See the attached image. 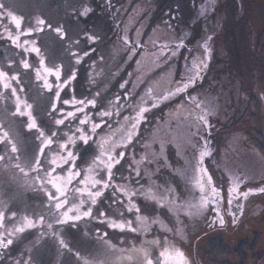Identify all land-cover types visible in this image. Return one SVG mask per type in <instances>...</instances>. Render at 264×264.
Segmentation results:
<instances>
[{"label": "snow or ice", "instance_id": "6c2138e0", "mask_svg": "<svg viewBox=\"0 0 264 264\" xmlns=\"http://www.w3.org/2000/svg\"><path fill=\"white\" fill-rule=\"evenodd\" d=\"M211 2L214 3V0ZM15 8V4L0 0V39L8 41L19 54L18 60L10 59L6 66H0V174L43 192L46 200L42 204V211L19 216L16 211L7 212L4 207H0V256L26 232L38 230V239L50 237L60 250L73 254L78 264H192L174 241L167 237L161 241L153 235V225L157 223L166 232L174 230L158 219L143 215L134 198L142 196L160 208L167 206L178 221L181 214L190 220L206 218L209 228L223 229L226 226L223 210L225 201L227 215L232 218V225L235 226L243 215V204L237 203L238 216L232 210L233 203L246 201L250 195L264 193V186L241 191L246 178L242 174L231 172L228 173V186L225 189L215 183L206 166V159L212 156V150L210 141L201 135V131L211 134L209 118L215 114V108L211 101L201 100L188 90L203 79V73L208 68L212 53L209 42L212 37L208 36L201 46L203 58L193 60L189 68L191 75L182 78L175 88L159 96H155L149 88L146 96L152 99L150 106L142 97L141 103L134 108V115L123 116L124 123L119 128L101 135L98 130L107 123L103 118L110 120L113 116L120 117L121 98L117 96L114 102L110 101V104L115 105V111H99L100 122H95L86 111L88 108H96L99 92L90 99L62 100L61 93L76 78V71L72 69L66 75L64 61L49 55L47 41L54 37L57 42L66 45L69 63L74 60L76 65L81 63L83 57L73 51V45H78L80 41H73L65 26L46 16L39 10V4L38 10L28 16L18 13ZM89 12L90 8L83 7L78 14L87 16ZM204 12L205 9L202 8L201 15ZM87 38L91 42L97 40L93 35ZM122 40L125 45L130 44L126 30ZM184 47V41L180 39L171 49V55L176 56L178 50ZM168 48L169 45H162L160 55H167L165 49ZM120 87L123 88L124 84ZM184 94H187V103L191 105L188 116L183 118L188 121L185 142L193 149L195 163L192 165L191 175H187V169L181 175L191 187L193 198L181 203L174 189L169 187L161 190L152 186L136 188L129 183H114V176L119 171L117 166L125 159L129 145L133 144L139 135L140 125L147 119L145 113L164 101ZM124 99L127 100L128 96ZM61 104L79 107H76L75 112L65 113ZM40 108H45L48 115L57 114L52 117L55 130L45 128L37 114V109ZM76 112L84 113L82 118H78V126L61 135L66 121L77 118ZM108 127L111 129L112 125L108 124ZM90 140L96 145L97 152L91 160L80 166L77 164L80 156L75 150L76 145L78 142L87 145ZM163 152L164 144L161 143L160 154L163 155ZM132 163L135 167H130V173L135 172V176L140 177V165L151 164L153 159L143 156L139 161L133 159ZM110 188L113 190L114 202L122 205L127 213H134L135 220L113 219L99 209L98 215H93V209ZM120 215L123 217L124 212ZM93 219L106 223L108 228L121 233L135 234L140 239L127 245L121 240L122 246L118 248L105 239L107 232L101 234L97 230L96 241L100 245L97 254H82L66 239L64 226L79 228L80 222ZM175 232L181 239L185 238L183 228ZM87 235L85 232V236ZM16 264H33L32 257L17 260Z\"/></svg>", "mask_w": 264, "mask_h": 264}, {"label": "rangeland", "instance_id": "374dc122", "mask_svg": "<svg viewBox=\"0 0 264 264\" xmlns=\"http://www.w3.org/2000/svg\"><path fill=\"white\" fill-rule=\"evenodd\" d=\"M18 1L12 0L18 6H24L21 0ZM80 1L83 2L28 0L32 6L28 8L35 12L39 4V10L48 17L52 16L49 18L53 21H67L68 36H71L70 32L77 35L75 38L80 43L75 47L80 52V45L87 44L89 35L97 37L95 42L89 41L97 47L91 48L85 58L83 53L80 54L83 58L79 65L74 60L72 64L69 63L66 45L55 39L51 41L53 57L57 55L56 58L64 60L68 74L72 69L76 71L77 82L85 75L82 69L85 62L98 57L97 60L101 59L98 67L102 65L105 73L99 76L97 69H94L91 83L108 85L115 78L121 84L129 82L131 87L128 88V94L130 97L136 94L140 101L142 97L147 98L149 88L155 96H159L175 88L182 78L191 75L189 68L193 60L203 58L201 46L208 36L212 37L209 42L212 53L208 68L203 73V79L188 90L201 100L211 101L215 108V114L209 118L211 134L201 131V135L210 141L212 150V156L206 159V166L215 183L225 189L229 172L242 174L246 178L241 191L264 186V0H214V3L211 0H100L105 8L99 11L101 17L98 21L91 20L88 14L82 23L75 20L82 7ZM202 8L205 9L203 15ZM111 13H115L113 22ZM80 24L84 27H80ZM118 25L122 26L120 32ZM87 30L89 35L82 37L81 34ZM125 30L129 45H125L122 40ZM180 39H183L185 47L172 56L171 49ZM143 44L145 47L138 48ZM165 44L169 45L165 49L167 55H160L161 46ZM101 90L104 94V88ZM147 102L150 106L152 99ZM64 108L69 111L68 107ZM43 111L47 113L45 108ZM190 111L187 94L151 108L145 113L147 128L142 131L140 141L144 142V147L139 153L148 151L149 155L155 154L152 157L161 158L162 162L165 159L175 163L170 172L160 170L155 173L152 168L146 169L147 173L152 172L157 176L155 183L150 180L154 176H148L147 184L153 187L158 184L161 190L165 187L174 189L181 203L192 199L194 195L181 175L185 169L187 175H191L195 163L193 149L185 142L188 121L183 118ZM82 117L83 114L74 123L79 124L78 118ZM152 120H155L153 126ZM161 143L164 144L163 156L160 154ZM167 167L171 166L166 164ZM148 202L150 208L146 206V209H157L152 201ZM237 203L243 204V215L233 226L232 218L227 215L225 201L223 210L226 226L223 229L209 228L206 218L190 220L181 214L178 221L177 216L167 211V208H161L159 212L163 224L174 230L166 236L187 253L192 252L195 246L200 264H264V193L250 195L246 201L234 202L233 211L239 216ZM180 228H183L184 239L175 232ZM157 229L154 228V231ZM159 230L165 231L162 228ZM218 238L222 239L220 244L224 245L212 253L209 245L215 244ZM243 240L248 242L240 248ZM96 247H100L99 243Z\"/></svg>", "mask_w": 264, "mask_h": 264}, {"label": "flooded vegetation", "instance_id": "af4514ba", "mask_svg": "<svg viewBox=\"0 0 264 264\" xmlns=\"http://www.w3.org/2000/svg\"><path fill=\"white\" fill-rule=\"evenodd\" d=\"M16 1L19 3L18 0ZM82 1L83 2L80 1L79 3L82 5V7L78 10V13L79 11L83 9V7L88 6L91 9V12H89V18L91 17V20L97 22L98 18L101 17V14H99V11L105 8L104 3H102L100 0H82ZM6 2L13 3L12 0L10 2L6 0ZM13 4L16 5L15 10L18 13L24 14L26 16L34 13V10L30 9L32 8V6H30V4L28 3V0H21V4H23L24 6H18L15 2ZM114 14L112 15L111 13L112 22L114 21ZM87 16H80L78 14L75 20L77 19L78 22L82 23V21H84V19L87 18ZM49 17H52V16L49 15ZM80 17L82 18L81 20H80ZM60 23H62L65 26V28H69V24L67 21L65 22L61 21ZM80 27H84V25L80 24ZM117 28L119 29V32H120V30L122 29V26L118 25ZM88 31L89 30L82 33L81 36L82 37L88 36L89 35ZM69 34L72 36L70 37L73 41L79 40L78 38L77 39L75 38L77 35L72 34V32H70ZM54 39L55 38L53 37L52 39H48L47 41L48 52H49V55L51 56H53V52H51V49H52L51 41H53ZM75 45L77 44L73 45V51H77L79 54H82V53L84 54L85 52L88 53V51L91 48L97 47L95 46V44H92L88 41L87 44L80 45L82 47L81 52H80V50L76 49ZM143 47H145L144 44L140 45L138 48H143ZM54 57H57V55ZM85 57L86 56H84V58ZM97 58L91 59L89 61L85 60L86 62L84 64V67L82 68L84 69L85 75L81 76L78 82L76 78L74 80H71V82L64 88L63 92L61 93V98L62 100L63 99L72 100L73 98L77 100L90 99V98L95 97L96 93L99 92L100 96L96 97L97 99L96 108L94 109L88 108L86 109V111L88 115L95 122H100L101 117H99L98 115L99 111L103 109H111L115 111L116 107L114 104H110V101L114 102L116 97L119 96L121 98L120 107H119V111L121 115L120 117L113 116L110 120L106 117L103 118L104 120L107 121V123L101 129L98 130V132L101 135H103L110 131H115L117 128H119L120 125L124 123L123 116L134 115L135 114L134 108L136 107V105L141 103V101L137 99L136 94L134 97H130V95L128 94L127 92L129 90L128 88L131 87V84L128 85L129 82L126 84L122 82V84H124L123 88L120 87L121 83H118L116 78L113 80V82H111V84H108V85L102 82L101 83L96 82V84H92L91 82H93V79L91 78V74L93 73L94 69H97V74L99 76L104 75L105 73V68L102 65L98 67V65L101 64L100 62L101 59L97 60ZM10 59L18 60L19 54L15 48L11 47L8 41L0 39V66H6L7 62ZM66 74H68L67 70H66ZM76 77H77V73H76ZM100 80L98 77V81ZM103 88L105 90L104 94H103V91L101 90ZM30 94L32 93L30 92ZM80 95H82V98H80ZM126 95L128 96L127 100L124 99ZM145 100L146 102L147 100L150 102V99L148 97ZM61 106L65 112H69V111L75 112L76 107H79V105L73 106L71 104L69 105L61 104L60 107ZM64 106L68 107L69 111H66ZM45 107H46V102H45ZM43 109L44 108L37 109L38 117L44 122L46 129L55 130L56 126H55V123L52 117L56 116L57 114L53 113L52 115H48L47 113H44ZM81 114L84 115V113L76 112V117H79ZM57 118L59 117L57 116ZM76 119L77 118H72L70 121L68 120L66 121V126H62L61 135H63V132L68 131L70 128L74 130L75 127L78 126V124L74 123ZM151 122L153 126L155 124V120H152ZM108 124L112 125L111 129L108 127ZM145 124L143 123L140 125L139 135L134 139L133 144L129 145L126 151L125 159L122 161L121 165L117 166V169L119 171L116 172V175L114 176V181H113L114 183H129L133 187H136V188H140V187L147 188L151 185L147 184L148 179L146 180V178L150 175L152 176L153 173L152 172L147 173L146 169L152 168L155 173H158L160 170H164L165 172H170L172 169V166L175 165V163H173L172 161L170 160L167 161V164L170 165L171 167H167L168 170H166L167 168H165L166 167L165 159H163V162H162L161 158L156 159L152 157L153 155H149L148 151L139 153L140 151H143V147H144L143 146L144 142H140V141L142 140V137H143L142 131L143 130L146 131L147 121ZM154 131H156V129ZM140 145L142 146L140 147ZM75 150L79 153V156H80V159L77 160V164L80 166H83L84 162L91 160V158L96 154L97 147L90 140L87 145H84L83 143L78 142ZM170 154L171 153L167 154L166 157H168ZM143 156H147L150 159H153V163L141 164L140 171L142 175L140 177H136L135 172L130 173L129 169L130 167H133V168L135 167V165L132 163L133 159L139 161L140 158ZM115 171L116 170H114V172ZM153 176L154 177L152 179L150 178L149 179L155 183L157 182L156 181L157 176L156 175H153ZM122 177H127L129 179L123 180ZM171 177H172V172L170 173V178ZM156 185L157 186H155L154 188L161 187L158 184ZM114 199L115 198L113 196V190L110 188L105 192L104 197L101 198V202H99L96 205V207L93 209V215L97 216L98 215L97 209H99V211L106 212L107 215L113 219L123 218V219L135 220V214L127 213L125 208L122 205L114 202ZM134 199L136 200L137 204L141 208V212L143 215H147L149 216V218H154V219H158L159 221H162V218L160 217V212H159L161 208L157 204L152 202V204L155 207H157V209L153 211V209L151 208L152 210L151 211L148 208L146 209V206H149L150 202L145 200L142 196L136 197ZM45 200H46V197L44 196L43 192L35 190L31 187H26L20 183H17L16 181L11 180L10 178L4 176L3 174H0V207H4L7 212L16 211L18 216L23 215L25 213L31 214L33 211L40 212L43 210L42 204ZM164 208L165 209L167 208V211H169L167 206ZM234 208H235V205L232 206V210ZM121 212H124L123 217H121L120 215ZM163 216H166V214ZM169 218H172V217H169ZM157 225L158 227H156ZM154 228L161 229L160 224L157 223L153 225V235L159 237L161 241H163V239L167 237L166 235H169L168 232H165L163 230L157 229L158 231H154ZM97 230H99L101 234L104 232H107L108 236L105 237V239L110 240V242L116 245V247L118 248L122 246L121 240H124L125 242H127L125 243V245H127L128 243H131L133 240L138 241L140 239L139 237H136L135 234L121 233L118 230H113L111 228H108L106 223H100L99 220H96V219H93L89 222H84V221L80 222L79 228H72L69 226H64V234H65L66 239L72 243L75 249L80 250L81 253L85 255H88V254L96 255L97 254V251L99 249L98 247H96L98 243L96 241ZM85 232L88 233L87 236H85ZM178 242L180 244V241ZM177 246L183 250L181 246L179 245ZM192 248H193L192 252L190 251L189 253H187L186 250H183V251L185 252L186 256H188L192 264H200L199 262L200 260L196 258V254L198 250L195 249V246H193ZM29 256L32 257L33 264H78L73 254L60 250L58 245L53 244L50 237L44 238V239H38V230L26 232L23 235V237L16 240L9 249L4 250L3 255L0 256V264H16L17 260H26L28 259Z\"/></svg>", "mask_w": 264, "mask_h": 264}, {"label": "trees", "instance_id": "16d2710c", "mask_svg": "<svg viewBox=\"0 0 264 264\" xmlns=\"http://www.w3.org/2000/svg\"><path fill=\"white\" fill-rule=\"evenodd\" d=\"M263 72H264V68H263ZM221 242H222V239H221V238H218L215 244H213L212 246L209 245V247L211 248L212 253L217 252V250L219 249V246L224 245V244H220ZM247 242H248V240H243V241L241 242L242 244H241L240 248L243 246V243H247ZM224 248H225V247H224ZM225 250H228V248H225ZM236 253H238V251H237ZM242 253H243V251H242ZM232 254H233V253H232ZM233 255H234V254H233ZM239 257H240V256H239ZM241 258H243V255H242ZM243 260H244V258H243ZM242 264H245V263L243 262Z\"/></svg>", "mask_w": 264, "mask_h": 264}]
</instances>
